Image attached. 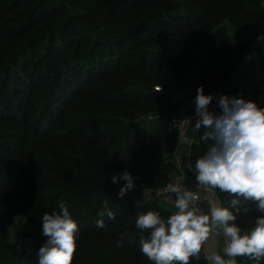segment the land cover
Masks as SVG:
<instances>
[{
	"label": "trees",
	"instance_id": "trees-1",
	"mask_svg": "<svg viewBox=\"0 0 264 264\" xmlns=\"http://www.w3.org/2000/svg\"><path fill=\"white\" fill-rule=\"evenodd\" d=\"M262 1L72 0L64 4L57 0H0V93L4 94L12 76L20 75L18 72L30 61L42 59L46 79L50 78V85L55 87L51 102L49 96L44 102L50 103L45 110L49 114L44 119V133L58 126L60 112L65 110L60 105L67 103L63 84H76V91H83L82 87L93 83L86 93L102 103L98 108L101 116L89 108H79L87 120L77 121L63 135L49 138L61 145L56 146L58 150L49 154L33 150L22 156L23 151L15 146L8 158L0 154V195L5 192L11 197L15 190H21V200L26 195L28 201L49 214L59 212V205L64 203L79 227L72 264H154L138 243L149 232L138 229L135 221L139 213L149 210L160 212L164 218L170 215L155 192L173 179L176 132L159 120L156 127L148 128V120L128 123L111 113L116 105L126 104L135 107V112L149 106L156 115H167L178 107L173 88L189 77L195 80L196 95L202 86L205 95L213 96L209 111L214 114L222 112L221 96L257 100V105L264 107ZM7 24L11 28L16 24L15 29ZM167 25L173 28L172 33L164 27ZM228 29L238 35H230ZM247 30L244 38L239 37ZM247 54L251 59L243 80L253 88L238 94L240 86L232 90L227 79ZM157 85L164 91L157 92ZM24 94L21 97L26 100ZM12 103H18L16 96ZM1 109L4 107H0V116ZM208 130L204 126L196 130L190 157L193 165L212 144L200 138ZM26 133L24 137L18 132L11 135L22 140L1 135L0 141L7 139L16 145L23 141L27 145L38 137ZM125 171L138 179L121 198L119 189L126 182L112 184L111 176ZM143 185L152 188V200L147 203ZM217 191L223 207L230 208V200L236 197ZM0 199V264H38V250L47 239L42 234L43 222L30 223L27 218L19 239L11 242L5 227L23 210L19 208L22 202ZM105 199L114 219L99 216ZM241 203L253 210L240 213L235 223L242 230H250L262 214L251 202L241 198ZM101 218L105 227L97 228L96 221ZM121 239L123 246L117 247ZM236 259L237 264H255L246 256ZM190 264L208 262L202 252L199 260L190 258Z\"/></svg>",
	"mask_w": 264,
	"mask_h": 264
},
{
	"label": "clouds",
	"instance_id": "clouds-1",
	"mask_svg": "<svg viewBox=\"0 0 264 264\" xmlns=\"http://www.w3.org/2000/svg\"><path fill=\"white\" fill-rule=\"evenodd\" d=\"M212 100L213 96L205 95L202 86L197 89L195 130L201 126L209 129L200 138L212 144L194 165H187L195 173L197 187L208 194L203 199L209 201V209L205 212L201 208L199 193L185 187L170 185L164 192L156 190L157 197L173 193L174 199L171 195L166 199L176 210L167 218L153 210L137 215L136 227L149 232L138 241L140 251L154 264H190V258L199 260L202 252L208 264H237L236 258L240 256L248 257L255 264L264 259V107L252 100L221 96L222 112L216 115L208 110ZM182 123L190 125L191 121ZM180 141L191 143L183 136ZM135 179L125 171L112 175L111 183L126 182L119 189L118 195L122 198L135 187ZM217 189L236 197L230 200V208L221 205L216 197ZM143 197L145 203L151 201L152 188L146 187ZM241 198L251 202L262 214L256 217L250 230H242L235 223L240 213L253 210L243 206ZM139 206L137 202L136 207ZM59 208V212H46L42 217V234L47 239L38 250V264H72L74 259L78 223L64 203ZM105 215L115 218L107 202L104 211L99 213L100 217ZM96 226L105 227L104 219H98ZM213 235L223 236V255L206 247ZM116 246L122 247L123 240H118Z\"/></svg>",
	"mask_w": 264,
	"mask_h": 264
},
{
	"label": "rangeland",
	"instance_id": "rangeland-1",
	"mask_svg": "<svg viewBox=\"0 0 264 264\" xmlns=\"http://www.w3.org/2000/svg\"><path fill=\"white\" fill-rule=\"evenodd\" d=\"M260 5H261V9L263 10V15H264V0L261 2ZM1 21L2 20L0 19V22ZM174 22L179 23L177 21H174ZM15 25H13L12 28L10 27L11 26L10 24L9 25L7 24L5 26L13 30L15 29L14 28ZM164 27L168 28L170 33L173 32V28L170 27L169 25L164 26ZM228 32L230 35H234V34L238 35V33L232 31L231 29H228ZM259 32L261 33L260 30ZM248 33H249L248 30L244 31L243 33L239 34V37L244 38V35H247ZM26 37L28 36H25V38ZM260 39L261 38L256 39L255 42ZM7 44H8V41H7ZM41 60L42 59H40V61H37V59H34L32 62L30 61L23 70L19 71L20 73L18 72V74L20 75H17L15 79L12 76L8 87L6 88V91H4V94L0 93V107L1 106L4 107V109H1L2 113L0 116V136L3 135L7 137V135H10V136L12 134L17 135L16 133L18 132L21 134L24 133L23 135L24 137L27 134L26 132H28L30 133V136L32 137L35 135H37L38 137H36L33 140L30 139L27 145L23 141L22 143H18L19 145L14 144V142L12 143L11 141H7V139L6 140L4 139L5 141H0V154H2V157L8 158L9 155H12V153H14L12 151L16 147L23 151L22 156H26L25 153L29 154L33 150L38 151L40 153H44V154L52 153L53 149L58 150L56 146L61 147V145L54 144V142H52V140L49 139L50 137L57 135V134L63 135L65 131L70 130L77 121L87 120L80 113L79 108H89V110L93 114L100 115L98 108L102 106V103L96 102L95 97L88 96L86 93L87 90L93 87V83L88 84L86 87H82L83 91H76V84L70 85V87L63 84L62 85L64 86L63 95L65 94L67 103L62 101L60 105H62L63 108H65V110L64 112H60L61 117L58 121V126L54 128H50L48 134H46V132L44 133L45 131L43 127L44 119H45V116L49 114L48 111H45V110L50 104L49 102H48L49 104L44 103V102H45L46 97L48 96H49L48 101L50 100L51 102L52 98L54 97L55 87L53 85L52 86L50 85L53 82V81L52 82L49 81L50 78L46 79V72L42 66L43 63L41 62ZM189 79L190 77L185 82H182V83L187 84ZM78 82L79 80L76 79L75 83H78ZM68 87L69 89L72 90V91H69V93H68L69 89H67ZM252 88H253V84L251 85L250 83H247L243 80L240 84V89L238 91V94H241L243 92H249L250 90H252ZM22 94H24V96L27 97L26 100L21 97ZM14 96L17 97L18 103L16 104L12 103V97ZM105 102H108V101L105 100ZM255 102H257V100H255ZM105 105L108 106L106 103ZM125 105L126 104L116 105L115 106L116 111L112 112L111 114H113V116L122 118L124 121L128 123L131 121L133 122L134 120H143V119L148 120L147 123L145 124V126H147L148 128H154L158 124H160V122L158 121L159 119L155 118L156 113L153 112L154 109L153 110L150 109L149 106H146L144 109H141L135 112L134 111L135 107H127ZM216 115H219V114H216ZM152 116L154 118H152ZM190 133H191V136L196 141L197 139H196L195 127L191 130ZM84 137L85 136H81L80 138L82 139ZM14 138L17 141L22 140L20 138L12 137L13 140ZM4 144H5V149L3 146ZM34 146H36V149L33 148ZM10 148H12V151H10ZM0 164H3V163L1 162ZM173 180L176 182L178 181V179H173ZM15 192H17L15 193V195L14 194L11 195L12 199L11 197H9V195H6L5 192H2V195H0V198L4 197V200H6L7 202L9 201V203L13 199L14 200L12 202L19 200V199L21 200V196H19V193L21 192V190L19 191L15 190ZM27 197L28 196L24 195V200H21L22 203L19 205V208L23 207V210H20L21 212H19V214L14 215L12 217L13 218L12 221L8 224L7 227H5L6 229L5 231L7 232L9 236V240L11 242L19 239L20 231L22 229V226L27 222V218H30V223L41 224L43 222L42 217L44 213H46V211L39 209V206H37V204H33L32 201H28ZM216 197L219 199L222 205V199L217 190H216ZM108 199L111 200V197H108ZM109 200L105 199V201L103 202L102 204L103 211H104V203L107 202V204H109L110 203ZM0 202L2 203L3 199H0ZM209 206H210L209 203H206V201L203 199L201 202V208L203 207V210L207 212L209 209ZM166 209L168 210L167 206H166ZM175 210L176 209H172V208L169 209L170 214H172ZM80 218H84V215H82ZM118 224L119 223L114 225V227L115 228L118 227L119 226ZM4 225L5 223L3 224V226ZM220 238L221 240L219 242V250H220V253L223 255L224 238L223 236Z\"/></svg>",
	"mask_w": 264,
	"mask_h": 264
},
{
	"label": "built area",
	"instance_id": "built-area-1",
	"mask_svg": "<svg viewBox=\"0 0 264 264\" xmlns=\"http://www.w3.org/2000/svg\"><path fill=\"white\" fill-rule=\"evenodd\" d=\"M262 25H264V17L262 20ZM157 92H163L164 89L162 86L157 85L154 87ZM174 94V101L177 103L178 107L175 111L167 114V115H156L155 118H158L160 122L164 123L168 128L172 131L176 132V144L174 148V155H173V162L178 161L180 158L186 156L187 165L191 163L190 157H191V151L192 147L195 143V139L191 136V130L195 127V123L198 119V117L195 114L196 104H195V80L193 77H191L188 80L187 84H183L179 87H175L172 90ZM152 118H154L152 116ZM184 120H190V125H184L182 121ZM183 136L187 138L191 143L188 144H182L180 141V137ZM170 185L173 186H181L185 187L190 191L197 192L201 195V202L203 200V197L205 195H208L205 193L202 189L197 187V181L195 179L194 172L190 176H183L178 179V181H174L173 179L169 181L166 185L161 187L158 190H161L164 192L165 189H167ZM143 188L145 189L146 186L143 185ZM171 195L174 199V194L170 192L164 193V195L159 196V203L162 207L166 209V206L169 209H175L173 204L169 203L166 199V196ZM206 203H209V201L205 200ZM200 202V206H201ZM165 205V206H164ZM203 209V207H202ZM222 237V236H220ZM221 240V238H220Z\"/></svg>",
	"mask_w": 264,
	"mask_h": 264
},
{
	"label": "water",
	"instance_id": "water-1",
	"mask_svg": "<svg viewBox=\"0 0 264 264\" xmlns=\"http://www.w3.org/2000/svg\"><path fill=\"white\" fill-rule=\"evenodd\" d=\"M57 1L60 3H64V4L72 3V0H57ZM250 59H251V55L247 54L244 57V59L230 73L227 79V84L232 90H236L240 86L244 78V75L246 73L247 67L250 63ZM212 102L213 100L209 104L208 110H210ZM219 242H220V237L217 238L215 235H213L208 241V243L206 244V247L208 248L209 251H218L220 253Z\"/></svg>",
	"mask_w": 264,
	"mask_h": 264
},
{
	"label": "crops",
	"instance_id": "crops-1",
	"mask_svg": "<svg viewBox=\"0 0 264 264\" xmlns=\"http://www.w3.org/2000/svg\"><path fill=\"white\" fill-rule=\"evenodd\" d=\"M174 163L176 165V169L172 174L173 179H179L183 176H190L193 173L192 170H189L187 167L185 153L182 158H180L178 161H174Z\"/></svg>",
	"mask_w": 264,
	"mask_h": 264
}]
</instances>
